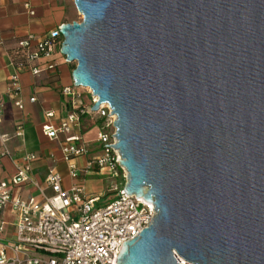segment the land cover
I'll return each instance as SVG.
<instances>
[{
  "label": "water",
  "instance_id": "water-1",
  "mask_svg": "<svg viewBox=\"0 0 264 264\" xmlns=\"http://www.w3.org/2000/svg\"><path fill=\"white\" fill-rule=\"evenodd\" d=\"M74 4L61 53L156 209L117 264H264V0Z\"/></svg>",
  "mask_w": 264,
  "mask_h": 264
},
{
  "label": "built area",
  "instance_id": "built-area-1",
  "mask_svg": "<svg viewBox=\"0 0 264 264\" xmlns=\"http://www.w3.org/2000/svg\"><path fill=\"white\" fill-rule=\"evenodd\" d=\"M26 7L30 9L29 2ZM30 13L34 11L30 9ZM63 40L60 26L40 37L29 34L11 51L12 60L18 68H29L40 75L44 69L55 67L54 55L61 52ZM44 59L45 67L39 66ZM12 80L13 87L19 89L16 74ZM62 93L71 109L58 127L46 123L42 130L60 144L69 175L79 178L82 171L85 181L92 171L107 169L115 178L126 181L128 172L121 164L120 151L106 146L117 142L114 135L117 116L111 106L102 103L94 111L92 106L98 97L91 88L74 83L64 86ZM85 96L89 103L77 102ZM35 100L36 97L30 98L32 102ZM16 104L23 107L21 101ZM3 112L4 103L0 100V121ZM93 114L102 118L96 139L99 149L94 153L82 143L83 118ZM47 116L52 117L54 113L49 112ZM17 134L23 135L22 127H18ZM80 157H88L82 168L77 162ZM33 158V154L26 155L10 179H0V211L11 209L15 216V238L0 242V264H117L123 242L135 238L156 215L152 202L127 194L118 182L108 189L117 193L116 198L101 206L97 203L105 196L104 192L90 196L84 183L65 187L63 175L57 170H51L41 185L31 177ZM28 184L38 189L41 198L21 196L19 187ZM0 231H3L2 224Z\"/></svg>",
  "mask_w": 264,
  "mask_h": 264
},
{
  "label": "crops",
  "instance_id": "crops-1",
  "mask_svg": "<svg viewBox=\"0 0 264 264\" xmlns=\"http://www.w3.org/2000/svg\"><path fill=\"white\" fill-rule=\"evenodd\" d=\"M27 2L34 14L26 7ZM77 11L71 0H0V100L4 103L0 121V179H10L25 156L33 154L31 177L41 185L51 170H57L63 175L65 187L84 183L88 194L95 196L102 194L101 180L93 178L89 187L87 177H97L102 172L92 171L86 175L85 181L81 177L84 175L82 171L79 178L71 177L60 144L49 139L42 130L46 123L58 127L71 109L62 88L74 83L72 71L76 63H69L61 52H57L54 55L55 67L35 75L29 68H18L11 56L20 39L29 34L40 37L64 22L78 20ZM39 66L45 67V59ZM14 74L17 75L19 89L13 87ZM31 97H36V100L30 101ZM18 101L23 107L16 104ZM77 102L89 103L84 97ZM49 112L54 116L48 117ZM82 123V143L94 153L99 149L96 139L102 118L96 114L86 115ZM18 127L23 129L22 136L17 134ZM5 151L8 153L3 154ZM87 160L88 157L78 158L79 167L82 168ZM18 192L25 198L33 195L41 198L32 184L21 185ZM1 224L0 242L12 241L15 238V216L11 209L0 211Z\"/></svg>",
  "mask_w": 264,
  "mask_h": 264
},
{
  "label": "rangeland",
  "instance_id": "rangeland-1",
  "mask_svg": "<svg viewBox=\"0 0 264 264\" xmlns=\"http://www.w3.org/2000/svg\"><path fill=\"white\" fill-rule=\"evenodd\" d=\"M71 2L74 5L73 0H71ZM77 13H79V12L77 11ZM76 17H79L78 20H81L82 19V15L80 13L79 14H76ZM79 99H82V98L80 97ZM84 99L86 101H89V98L88 97H84ZM93 178L101 180L102 192H104V195H105L102 198V200L97 203V206H101V205L106 204V202H107L106 199L107 198L110 199V200L116 198L117 193L116 192H110L108 190L112 184H114L115 182H118V183L122 184V186H124V184L126 182L125 180H122L121 178H115L112 175V172L109 171V170H107V169L103 170L102 173L99 176H97V177L88 176L86 182L88 183L89 187L93 183V180H92Z\"/></svg>",
  "mask_w": 264,
  "mask_h": 264
},
{
  "label": "trees",
  "instance_id": "trees-1",
  "mask_svg": "<svg viewBox=\"0 0 264 264\" xmlns=\"http://www.w3.org/2000/svg\"><path fill=\"white\" fill-rule=\"evenodd\" d=\"M107 194H108V193H107ZM108 200H110V199L107 198L106 201H108Z\"/></svg>",
  "mask_w": 264,
  "mask_h": 264
}]
</instances>
